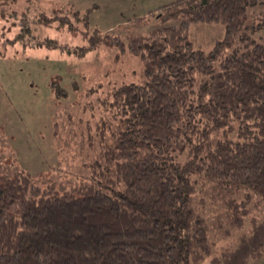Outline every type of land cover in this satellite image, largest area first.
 <instances>
[{
	"label": "trees",
	"instance_id": "trees-1",
	"mask_svg": "<svg viewBox=\"0 0 264 264\" xmlns=\"http://www.w3.org/2000/svg\"><path fill=\"white\" fill-rule=\"evenodd\" d=\"M263 3L175 0L148 33H86L80 55L129 50L145 82L99 100L105 147L79 184L53 192L30 173L0 175V264H201L215 233L242 227L264 203V44L248 18ZM194 23H223L225 36L204 51ZM216 197L220 214L207 211ZM251 229L211 264L263 258L264 220Z\"/></svg>",
	"mask_w": 264,
	"mask_h": 264
},
{
	"label": "rangeland",
	"instance_id": "rangeland-1",
	"mask_svg": "<svg viewBox=\"0 0 264 264\" xmlns=\"http://www.w3.org/2000/svg\"><path fill=\"white\" fill-rule=\"evenodd\" d=\"M172 1L0 0V175L30 173L44 188L53 184V192L88 176L105 147L98 125L108 114L99 100L122 83L143 84L145 74L129 50L102 44L80 55L88 45L84 36L97 29L124 40L148 33L160 26L157 8ZM248 18L262 24L254 37L264 44V3ZM225 31L223 23H194L189 37L209 51ZM218 198L209 213L220 214ZM253 220H264V203L254 204L245 224L227 237L215 233L201 264L250 234ZM251 264H264V257Z\"/></svg>",
	"mask_w": 264,
	"mask_h": 264
}]
</instances>
